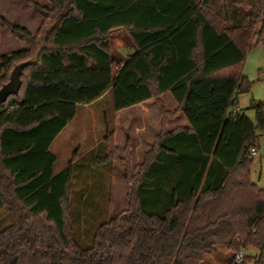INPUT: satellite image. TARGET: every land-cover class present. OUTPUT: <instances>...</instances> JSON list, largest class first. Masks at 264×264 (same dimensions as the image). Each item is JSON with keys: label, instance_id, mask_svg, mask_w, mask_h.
<instances>
[{"label": "trees", "instance_id": "1", "mask_svg": "<svg viewBox=\"0 0 264 264\" xmlns=\"http://www.w3.org/2000/svg\"><path fill=\"white\" fill-rule=\"evenodd\" d=\"M49 1L31 2L42 18L35 36L2 22L30 47L0 50V88L44 48L0 105V208L13 220L0 230V264H200L219 246L256 248L264 264V189L250 178L264 102H251L256 121L235 109L251 89L242 69L256 35L264 46V0ZM121 29L134 43L128 55L111 44ZM107 90L116 112L156 101L162 130L127 172L128 208L84 248L70 218L73 163L56 173L50 148L78 105ZM180 114L189 126L169 130ZM114 141L108 132L107 159Z\"/></svg>", "mask_w": 264, "mask_h": 264}, {"label": "rangeland", "instance_id": "2", "mask_svg": "<svg viewBox=\"0 0 264 264\" xmlns=\"http://www.w3.org/2000/svg\"><path fill=\"white\" fill-rule=\"evenodd\" d=\"M31 2L49 9L52 7L49 0H0V50L3 54L30 47L27 42L18 40L2 26L4 20L19 24L30 30L34 36L37 35L42 18L35 12ZM52 22L48 21V24ZM256 39L257 35L248 49L242 69L251 82V89L238 94L240 108L254 121L255 110L251 107V102H264V46L257 43ZM111 44L113 49L124 55L134 50V43L125 29L113 33ZM166 102L171 109L169 98H166ZM146 106L139 105L127 111L116 112L112 105L111 92L99 102L80 104L76 118L61 132L50 148L57 156L56 173H60L70 162L73 163L74 189L70 201V218L76 241L84 248L92 245L95 231L100 224L110 221L129 206L127 172L129 170L131 176L135 175V168L143 163L145 153L153 147H149L150 144L145 139L142 140V131L137 129L143 127L146 131L155 133L158 125L155 120L160 116L159 112L156 114L151 111V106ZM143 112L147 114L144 115ZM160 127L158 125L159 129ZM110 131H114V154L117 158L113 156L114 158L107 159L104 155V144ZM257 134L259 152L253 156L250 178L264 189V132L257 130ZM139 138H142L141 141ZM137 140L141 142L139 147H136ZM12 223L9 209L0 208V230ZM238 249H243L246 256H249L245 264H256V248L241 246ZM236 252L225 246L219 247L217 252L207 254L200 264H229Z\"/></svg>", "mask_w": 264, "mask_h": 264}, {"label": "crops", "instance_id": "3", "mask_svg": "<svg viewBox=\"0 0 264 264\" xmlns=\"http://www.w3.org/2000/svg\"><path fill=\"white\" fill-rule=\"evenodd\" d=\"M12 35V34H11ZM108 92H111V91H109V90H107V93ZM107 93L104 95V96H102L101 98H99V99H97V100H95L94 102H99V101H101L106 95H107ZM238 96H237V101H236V106H235V109L236 110H242L241 108H240V106H239V104H238ZM94 102H91V103H94ZM154 102V101H153ZM83 105H88V104H83ZM139 105H141V106H146V105H149V106H151V111L153 112L154 111V113H160V116L158 117V118H156V120H155V122L158 124V125H161V127H160V129L158 128V125H157V127H155V133H152L150 130H148V131H146L145 129L146 128H140V129H137L139 132L140 131H142L141 133V135H142V140L144 141V139H145V141L147 142V144H150V145H148L149 147H151L152 145H154V143H155V141H156V135L162 130V122H161V120H162V113H161V108H160V106H158L157 105V102L155 101L153 104H152V100H150V101H145V102H142V103H139ZM139 105H136V106H139ZM136 106H134V107H136ZM174 106L175 107H173V109H175L176 107H177V105H175L174 104ZM147 107V106H146ZM131 108H133V107H131ZM131 108H127V109H124L123 111H127V110H129V109H131ZM122 111V112H123ZM143 114L144 115H146L147 114V112H143ZM177 126H189V121H187L186 120V118L183 116V114H180V115H178L177 117H175V118H171L170 120H169V123H168V129L169 130H171V129H173V128H175V127H177ZM66 128V127H65ZM64 128V129H65ZM63 129V130H64ZM62 130V131H63ZM61 131V132H62ZM145 131V132H144ZM135 136H136V134H135ZM138 136H140V135H138ZM138 138V137H137ZM140 139V138H139ZM141 139H140V141H141ZM138 141V140H137ZM140 141H138V144L136 145V147H139L140 146V144H141V142ZM140 142V143H139ZM219 247H222V246H219ZM218 247V248H219ZM224 247V246H223ZM218 248H217V250H218ZM227 248V247H226ZM217 250L215 251V252H217ZM223 264H228V263H223Z\"/></svg>", "mask_w": 264, "mask_h": 264}, {"label": "water", "instance_id": "4", "mask_svg": "<svg viewBox=\"0 0 264 264\" xmlns=\"http://www.w3.org/2000/svg\"><path fill=\"white\" fill-rule=\"evenodd\" d=\"M43 48L44 46L41 45V47L30 59H27V61H24L14 67L10 75V81L0 88V105L4 104L12 95H17L19 93L23 84L21 76L24 69L27 68L28 65H36L39 63V56L42 53Z\"/></svg>", "mask_w": 264, "mask_h": 264}, {"label": "built area", "instance_id": "5", "mask_svg": "<svg viewBox=\"0 0 264 264\" xmlns=\"http://www.w3.org/2000/svg\"><path fill=\"white\" fill-rule=\"evenodd\" d=\"M250 151L253 156L258 155V152H259L257 151V148L255 147H252ZM245 256H246V253L244 252V250L239 249L238 252L234 256L233 262H235V264H245Z\"/></svg>", "mask_w": 264, "mask_h": 264}]
</instances>
